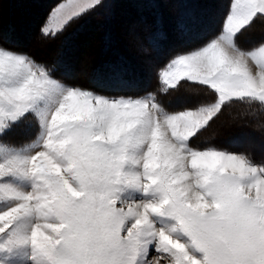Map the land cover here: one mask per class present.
<instances>
[{"label":"snow or ice","instance_id":"1","mask_svg":"<svg viewBox=\"0 0 264 264\" xmlns=\"http://www.w3.org/2000/svg\"><path fill=\"white\" fill-rule=\"evenodd\" d=\"M104 2L60 4L40 32L54 36ZM256 20L264 22V0H231L217 35L158 69L162 94L182 83L211 94L171 111L153 93L107 96L62 84L0 44L7 264L21 253L31 264H264V163L192 144L233 105L246 106L241 115L264 131V39L250 49L236 42ZM25 120L30 138L11 144L5 137Z\"/></svg>","mask_w":264,"mask_h":264},{"label":"rangeland","instance_id":"2","mask_svg":"<svg viewBox=\"0 0 264 264\" xmlns=\"http://www.w3.org/2000/svg\"><path fill=\"white\" fill-rule=\"evenodd\" d=\"M136 4L137 8H141L140 12L134 18H127L122 21L123 29L121 33L126 35V42L122 44L116 43V36L113 33H110L109 40L112 45L113 54H116L117 60L114 64H108V70L95 71L90 73L87 71L85 59L82 57L72 58L67 56L68 54L62 53L58 56H54V60H57L56 63H60L63 66L64 72L68 75L67 79L52 75L50 70L43 63L37 62L34 60L27 52L21 50H15L17 52L26 54L36 63L44 66L49 70L50 74L58 82L65 85L79 86L81 88L97 92L99 94L107 96H125V97H138L148 93L155 94L159 103L163 105L166 110H180L186 107H194L197 102L200 100L209 99L211 94L206 92L203 88L189 83H182L181 86L175 91H169L167 94H162L160 92V84L158 82V69L162 68L166 61L170 59L168 56L165 62L160 63L159 59L161 58L163 51L170 50L176 43V39H171L169 36L158 38L160 52L154 50L150 45L146 44V37L148 34V25L145 22L146 15L144 14L145 9L153 8V5H158L162 15L164 16L168 12L171 13L172 10L177 9L181 10L185 7H191L194 10L195 21L202 22L203 30L208 31L211 36L208 40H205L201 45L191 48L186 51H191L200 46L206 44L211 38L217 35L222 29L223 21L230 9L231 0H126ZM85 0H59L51 9L48 16L42 25H44L52 13L60 4H68L69 10L79 4H83ZM113 2V7L110 6L108 0H105V16L107 21H112L114 11L116 10V4L118 5L119 1ZM130 2L127 4L130 5ZM187 4V5H186ZM186 5V6H185ZM100 7L95 8L94 10H88L85 13L81 14L79 17L86 15L91 11H96ZM113 9H115L113 11ZM176 10V11H177ZM215 16V17H214ZM74 18L71 20L62 30L57 34L44 36L40 32V38H37V42L41 45H47V41H50L56 38L58 49L61 51L72 50L74 44L71 42L70 38H66L65 34L71 32L79 24L80 18ZM22 24L26 23V19L23 16H20L19 19ZM219 21V22H217ZM127 25V26H126ZM254 27V28H253ZM209 28V29H208ZM156 35L159 32H155ZM192 35H185V37L178 38L179 40H184L189 38ZM145 37V38H144ZM173 37V36H172ZM264 39V22L256 20L252 23L250 27L243 29L236 37L237 44L244 48L250 49L254 44ZM118 42V40H117ZM45 45V46H46ZM157 45V44H156ZM30 46L21 47L20 49H30ZM34 48H31L32 50ZM181 51V52H186ZM33 52V51H32ZM173 56V55H172ZM160 63V64H159ZM250 66L255 67L254 64L249 61ZM133 68L134 71L138 72V77L136 83L142 87H147V90H142L141 92L135 93H122L114 94L104 91V89L99 88H109L111 87L112 76L122 73V70H127ZM82 81L84 84H80L79 81ZM117 84V83H116ZM187 104V105H186ZM246 107L243 105H233L230 108H225L220 116L214 120L205 132L200 134V137L192 141L193 146H199L200 148H205L208 146H216L220 149H225L233 152H246L251 154V157L257 164L264 163V131L257 127V125L251 122L247 117L241 115L242 109ZM33 131V126L27 120L21 121L17 124L11 132L8 133L6 140L11 144L21 145L27 141ZM234 140V141H232ZM155 255V253H153ZM8 257L5 255H0V262L7 264ZM15 264H31L30 261L24 259V254H17L15 258ZM166 264V262H165Z\"/></svg>","mask_w":264,"mask_h":264},{"label":"trees","instance_id":"3","mask_svg":"<svg viewBox=\"0 0 264 264\" xmlns=\"http://www.w3.org/2000/svg\"><path fill=\"white\" fill-rule=\"evenodd\" d=\"M58 1L0 0V44L12 50L27 52L34 60L46 65L52 75L64 79H67L69 74L64 72L63 66L59 62L56 63L57 60L53 59L54 56L62 53L64 55L68 54L67 56L73 59H80L81 57L85 59L84 64H86L87 71L91 74L95 71H107L108 64H114L117 60L116 54L112 53L113 49L109 40L110 33L116 36V43L124 45L123 43L127 40L125 38L126 35L121 33L124 24L122 21L127 18L136 17V15L142 12V9L137 8L133 2L118 0L119 3L118 5L116 4V10L113 9L115 11L112 21H107L105 16L106 5L103 3V7H100L98 10L79 17L78 26L73 31L65 34L66 38H70L74 44L73 49L59 53L60 50L58 49V40L56 38L47 41L46 46L37 42V38H40L41 35L40 28L43 22ZM111 1L108 0V3L113 7V2L111 3ZM152 1L154 3L157 2L155 0ZM127 2H130V5ZM186 2L188 3L189 1L187 0ZM176 10L174 9L171 13L168 12L163 16L159 6L153 5V8L150 7L144 11L146 15L145 22L148 25V35H145L146 38L144 37L146 44L150 45L157 52L161 51L158 46L160 42L155 38L157 36L155 32H159L160 37L166 36L168 38L170 36L171 39H176L174 41L176 44L170 50L163 51L164 54L159 59L160 63L165 62L168 56L171 57L178 52L195 48L211 37L208 31L203 30L202 22L197 23L195 21L193 8L188 6V8L185 7L180 11ZM20 16H23L27 22L22 24L18 20ZM181 23L185 26L183 30L179 27ZM185 35L192 36L178 41V38L185 37ZM22 46H30L34 49H20ZM137 73L133 68L122 70V73L119 72L112 76L111 87H98L114 94L134 93L131 91L138 93L142 90H147V87H142L136 83ZM79 83L84 84L81 80Z\"/></svg>","mask_w":264,"mask_h":264},{"label":"bare ground","instance_id":"4","mask_svg":"<svg viewBox=\"0 0 264 264\" xmlns=\"http://www.w3.org/2000/svg\"><path fill=\"white\" fill-rule=\"evenodd\" d=\"M214 17H215V16H214ZM253 28H254V27H253ZM208 29H209V28H208ZM249 66H250V64H249ZM250 69H251L253 72L256 71L255 67H253V66H252V67L250 66Z\"/></svg>","mask_w":264,"mask_h":264}]
</instances>
